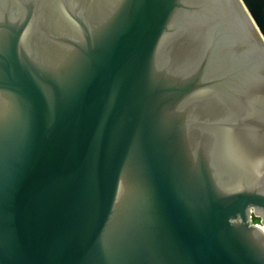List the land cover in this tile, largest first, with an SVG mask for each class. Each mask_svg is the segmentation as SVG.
<instances>
[{
  "label": "water",
  "instance_id": "water-1",
  "mask_svg": "<svg viewBox=\"0 0 264 264\" xmlns=\"http://www.w3.org/2000/svg\"><path fill=\"white\" fill-rule=\"evenodd\" d=\"M0 264H264V0H0Z\"/></svg>",
  "mask_w": 264,
  "mask_h": 264
},
{
  "label": "rangeland",
  "instance_id": "rangeland-1",
  "mask_svg": "<svg viewBox=\"0 0 264 264\" xmlns=\"http://www.w3.org/2000/svg\"><path fill=\"white\" fill-rule=\"evenodd\" d=\"M254 217V216H253ZM254 224H257V225H259V226H262V221H261V219H257V218H255L254 217V222H253Z\"/></svg>",
  "mask_w": 264,
  "mask_h": 264
}]
</instances>
